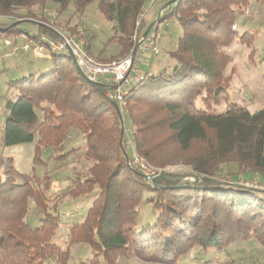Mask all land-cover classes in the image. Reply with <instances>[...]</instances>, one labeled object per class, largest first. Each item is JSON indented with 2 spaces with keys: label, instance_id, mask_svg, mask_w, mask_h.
Returning a JSON list of instances; mask_svg holds the SVG:
<instances>
[{
  "label": "trees",
  "instance_id": "trees-1",
  "mask_svg": "<svg viewBox=\"0 0 264 264\" xmlns=\"http://www.w3.org/2000/svg\"><path fill=\"white\" fill-rule=\"evenodd\" d=\"M251 1L177 0L169 16L162 18L182 28L177 49L169 53L177 64L146 75L144 82L130 88L124 117L108 97L111 85L88 83L68 53L50 55L59 60L49 73L10 82L17 100L6 101L3 147L31 143L37 137L34 163L46 167L41 154L48 151L50 158L66 161L64 143L71 130L78 129L86 140L85 157L94 165L74 175L62 197L79 199L96 189L99 194L85 220L70 227L69 244L61 249L52 243L59 216L45 211L38 228L27 221L31 203L45 209L52 173L42 178L23 175L12 159L0 160L6 175L5 182L0 181V264H47L54 259L68 264L70 247L79 243L94 251L92 264H99L96 255L108 264L129 255L174 264L194 247L223 249L251 239L264 247V193L218 178L224 165L236 164L245 173L240 177L264 181V110L251 113L237 104H227L222 113L208 110L229 88L231 77L224 70L230 59L222 49L239 38L237 22ZM94 2L114 24L112 39L123 47L119 57L126 56L147 0H0V37H21L24 43H40L45 35L57 40V17L70 7L84 13ZM52 8L58 15L50 28L47 12ZM21 23H33L38 34L20 29ZM225 80L228 83L220 89ZM127 119L137 155L146 164L164 166L165 160L159 159L171 147L203 181L184 189L172 183L166 189L154 188L146 173L130 164ZM143 212L150 213L151 223L139 225Z\"/></svg>",
  "mask_w": 264,
  "mask_h": 264
},
{
  "label": "rangeland",
  "instance_id": "rangeland-1",
  "mask_svg": "<svg viewBox=\"0 0 264 264\" xmlns=\"http://www.w3.org/2000/svg\"><path fill=\"white\" fill-rule=\"evenodd\" d=\"M176 2L177 0H147L142 11L145 12V19L139 29L140 34L144 36L150 27L148 35L152 32L155 33L154 40H151L158 50L157 55H154L148 48L150 44L147 42L145 45L148 47L143 54L141 71L149 77L157 75L165 69L170 70L177 64L170 58L169 53L177 49L179 38L183 33L182 28L175 21H163L169 12L172 11L171 9L175 7ZM169 3L172 4L169 5ZM55 10L52 8L47 13ZM82 13L79 14L73 7H70L63 14L60 13L62 15L57 17L59 19L57 22L60 23L61 27L59 31H63L68 36H75L76 40L83 45L87 55L97 58L100 62L107 63L119 57L123 47L118 44L117 40L112 39L117 31L114 29V24L104 17L98 3L89 4L85 8L84 13ZM22 14H24V11L21 12ZM49 20L51 22L54 21L53 17ZM154 26L157 27V30L153 29ZM18 27L30 32L36 30V26L33 23H21ZM237 31L239 38L230 46L222 49L223 54L230 59L224 70L225 76L231 77L230 85L228 84L229 88L224 90L221 98L217 99V105L208 106V110L211 112L218 111L222 113L226 111L227 104H237L251 113L264 110V4L261 0H252L250 2L247 10L238 19ZM35 33H37V30ZM15 40L8 39L10 46L0 52V160L5 163L7 159H12L16 171L23 175H32L33 173L38 178H42L46 172L52 173L54 183L50 187L51 191L49 198H47L45 209L35 205V203H31L27 221L32 228H38L42 225L45 211L59 216L60 224L52 239V243L61 249H65L69 244L70 227L85 220L87 211L96 200L99 190L96 189L91 195L79 199H74L71 196H62L71 187L75 179L74 175H77V173L85 174L94 165V162L87 160L85 157L86 140L83 134L75 128L71 130L70 136L64 143L62 154L69 153L67 160L59 162L54 158H50L48 151H44L41 154V159L46 162V167L34 163L35 149L38 142L37 137L31 143L3 147L6 101L8 99L17 100V93L10 88V82L30 75L39 78L42 74L49 73L53 69L55 62L59 60L53 58L47 52L46 54H35L33 52L34 45H31L26 50L25 45L30 43H20L18 39L15 42ZM133 43L132 49L136 45L135 39ZM22 50L25 53L30 52L33 58H36L35 65L25 67L24 61L20 59ZM8 67L11 69L7 70ZM225 81V84L220 85V89L228 83L227 80ZM198 105L204 107L201 102ZM126 122L124 129L126 130L125 145L127 153L137 155V144L132 135L130 122L128 119ZM74 149L76 150L75 153L71 154ZM169 150L163 155L162 159H159V161L165 160L164 166L155 168L145 163L146 168L141 169V171H144L146 175L149 171L155 172L156 176L152 177V179L162 173L198 176L192 166L179 161L181 158L178 157V150L171 147ZM138 159L144 161L139 156ZM241 172L243 170L241 171L238 165L226 164L222 167L218 178L221 181L242 185L245 182L251 183L253 180H258L260 183L264 182L257 177H240V175H245L244 172V174ZM149 174L153 176L152 173ZM5 180V167H0V181L5 182ZM196 183L197 181L178 189L188 188V186H193ZM259 191L262 194L264 193L261 190ZM149 215L150 213L145 214L143 212L139 218V225L151 223L152 221L147 217ZM94 255V251L89 245L82 243L73 244L70 247L68 264H92ZM95 259L97 262L99 261V264H108L101 255H96ZM47 264L58 263L54 259L47 262ZM116 264L165 263L150 262L134 255H129L119 257ZM174 264H264V247L255 239L231 243L223 249L203 250L200 247H194L189 253L179 257Z\"/></svg>",
  "mask_w": 264,
  "mask_h": 264
},
{
  "label": "built area",
  "instance_id": "built-area-1",
  "mask_svg": "<svg viewBox=\"0 0 264 264\" xmlns=\"http://www.w3.org/2000/svg\"><path fill=\"white\" fill-rule=\"evenodd\" d=\"M163 13V12H161ZM51 17L55 19L58 15L57 11L50 12ZM52 19V18H49ZM145 19V12H141L136 21V34H135V47L123 57L113 59L110 62L103 63L97 60L95 57L88 56L83 49V45L76 40L75 36H68L63 31L56 30L55 32L60 37L57 40L51 39L45 35L40 38V43L28 42L30 44L25 45V49H29L31 45H34V52L38 54H64L69 51L74 55L80 69L83 71L87 79L93 83H108L111 85V91L108 93V97L113 100L120 113V117H124L127 113V95L133 86L144 82L146 75L141 71V63L143 62V54L148 46H145L148 42L150 44L149 50L157 55L158 50L153 45L155 33H151L147 37L140 34V27ZM4 21H7L4 19ZM50 28H53V22L48 21ZM156 26L153 29L157 30ZM139 31V32H138ZM154 31V30H153ZM35 34H38L35 33ZM152 39V40H151ZM129 135V133H127ZM134 148V147H131ZM130 164L134 168L145 169L146 164L144 161L139 160L138 156L131 154ZM149 173H152L150 175ZM156 176L155 172H148V179ZM245 186L259 189L264 192V182L253 180L251 183L245 182Z\"/></svg>",
  "mask_w": 264,
  "mask_h": 264
},
{
  "label": "water",
  "instance_id": "water-1",
  "mask_svg": "<svg viewBox=\"0 0 264 264\" xmlns=\"http://www.w3.org/2000/svg\"><path fill=\"white\" fill-rule=\"evenodd\" d=\"M175 2V1H173ZM172 4V3H171ZM169 3V5H171ZM15 26V25H14ZM150 31V28L147 29L146 33H145V37L148 35ZM69 54L71 55L72 57V60H73V64L74 66L76 67V69L78 70V72L80 73V75L85 78L87 80L88 83H90L91 85H96V83H93L91 81H89L87 79V77L85 76V74L83 73V71L80 69L74 55L72 54L71 51H69ZM123 134V133H122ZM196 181H200L202 182L203 181V178L202 177H199V176H183V175H172V174H169V173H162L160 175H158L157 177L151 179V182H152V185L154 188H163V189H166L167 186L166 184L167 183H172L176 188H181V187H185L187 186V184L189 183H192V182H196ZM182 184V185H180Z\"/></svg>",
  "mask_w": 264,
  "mask_h": 264
},
{
  "label": "crops",
  "instance_id": "crops-1",
  "mask_svg": "<svg viewBox=\"0 0 264 264\" xmlns=\"http://www.w3.org/2000/svg\"><path fill=\"white\" fill-rule=\"evenodd\" d=\"M150 28V27H149ZM148 28V29H149ZM18 40H20L19 42L21 43V42H23V40H22V38L21 37H19V38H17ZM12 45H13V43H12ZM7 46V47H6ZM8 46H10V43L7 41V40H3L1 37H0V52H3L4 51V48L5 49H8ZM20 47H22V46H20ZM8 53V52H7ZM14 56H16V55H14ZM20 59L22 60V61H24L23 63L25 64V67H29V66H33V65H35L34 63H35V59L36 58H33V56L30 54V52H24L23 50H22V52H21V54H20ZM8 69H11V68H7V70Z\"/></svg>",
  "mask_w": 264,
  "mask_h": 264
},
{
  "label": "bare ground",
  "instance_id": "bare-ground-1",
  "mask_svg": "<svg viewBox=\"0 0 264 264\" xmlns=\"http://www.w3.org/2000/svg\"><path fill=\"white\" fill-rule=\"evenodd\" d=\"M252 188V187H251Z\"/></svg>",
  "mask_w": 264,
  "mask_h": 264
}]
</instances>
